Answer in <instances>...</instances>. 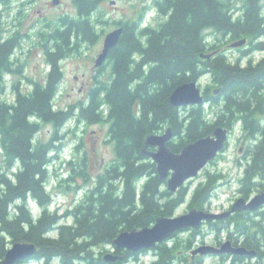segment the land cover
<instances>
[{
  "label": "trees",
  "instance_id": "obj_1",
  "mask_svg": "<svg viewBox=\"0 0 264 264\" xmlns=\"http://www.w3.org/2000/svg\"><path fill=\"white\" fill-rule=\"evenodd\" d=\"M101 1L74 0L79 16L69 22L64 34L95 33L100 16L98 11L92 14ZM153 4L160 17L157 24H142L143 13L138 21L117 23L124 31L111 50L112 84L93 90L89 104L56 110L53 100L58 83H54L34 91L28 99L20 98L12 113L3 106L0 148L7 166L16 163L18 170L11 179L0 174V264L8 245L16 242L33 243L37 248L33 257L17 264H107L102 252L97 254L98 248L113 246L123 231L151 226L158 217H172L188 194L189 209L208 211L220 176L207 174L192 190L183 186L171 194L159 181L155 164L141 155L146 136L166 127L172 129L174 138L168 147L177 153L216 127L231 133L238 126L241 139L248 144L238 192L248 199L263 190L264 0H153ZM148 8L144 5L142 9ZM240 39H246L247 47L239 48L236 59L218 53L210 60L200 58ZM255 53L261 54L258 61L252 59ZM3 54L4 47L0 48V61ZM204 77L208 78L204 105L182 110L169 105L168 97L177 86ZM213 88L221 96L217 115H209L205 109L208 90ZM210 100L217 104L218 96ZM73 110L77 122L109 124L114 159L95 177L84 198L58 216L47 210L51 199L44 188L52 147L36 138L35 118L59 128ZM81 175L85 177L84 172ZM28 197L42 208L36 219L26 206ZM63 218L71 224H60ZM204 225L215 239L222 233L234 246L256 252L251 259L222 255L218 257L221 262L264 264V207ZM183 232H188L184 239L177 233L170 245L166 241L152 249L149 264H202L203 258H192L189 253L203 236L201 228ZM146 252L115 251L122 257L115 264H130Z\"/></svg>",
  "mask_w": 264,
  "mask_h": 264
},
{
  "label": "rangeland",
  "instance_id": "obj_2",
  "mask_svg": "<svg viewBox=\"0 0 264 264\" xmlns=\"http://www.w3.org/2000/svg\"><path fill=\"white\" fill-rule=\"evenodd\" d=\"M111 1L112 0L101 1L98 8L95 10L96 13H90L96 15L97 11L99 12L100 22L95 24V33L100 35V37H104V35L110 31L120 27L117 23L138 21L141 13L144 15L142 18V24L144 25H155L160 19L155 11L153 0H114L116 2L114 5L111 4ZM49 2H51V0H48V3ZM144 5L149 6L146 11L142 9ZM16 7L17 4L12 5V9ZM39 8V5H35L32 11L27 8L24 10V14L30 15L33 12L35 13L36 9ZM41 10L42 13L46 14L52 21H56V19L61 18L62 15L63 17L69 16L71 18H75L77 15V9L74 7L71 0H64L60 6L54 9L48 4L46 8L43 6ZM15 11H12L13 14ZM227 44L230 45L231 43ZM227 44H223L222 48H227ZM100 47H90L88 51L80 55H73L63 63L64 80L60 81L58 84V92L53 100L56 110L62 109L65 111L72 106L76 109L81 102L85 101L86 96H84V94L86 91L78 90L79 85L74 82L73 77L76 75L82 78V75H85L84 81H88L94 68L92 56H94L95 59L97 50L101 49ZM246 47L247 46H243L240 49H245ZM233 50L234 49H231L230 52L232 57L231 60L236 59L240 55L239 51L236 52ZM252 55L254 61H258L259 58H261V54L259 53ZM245 61V58L241 60L242 66H244ZM207 79V77H204L198 82L201 89L205 88ZM5 93L4 96H1V99L7 98L11 101L13 99L12 90L6 89ZM182 109L185 108H181V110ZM205 109L207 113L211 115V110L207 109V106H205ZM214 109L218 108L215 107ZM76 116L77 113L74 111L72 116L59 128L49 123L39 124L40 127L36 137L40 143H50L52 147V152L48 154L50 162L46 167L47 188L45 191L48 190L51 199V203L47 210L50 213H56L58 216L65 215V212L68 211L74 203L80 202L84 198L92 187L95 177L114 159L113 144L108 137L109 124L105 122L94 124L77 122ZM172 140H174V138ZM247 145V142L241 139L239 127L235 126L234 130L229 134L227 144L221 153L209 163L196 178L185 184V186H191L192 190L207 174L220 176L212 192L210 202L207 206V212L223 213L229 210L238 198L243 197V195L238 192L240 187L238 185V180L242 175ZM4 161V153L0 148V174L5 175L7 179H11L12 173L18 170L17 164L14 163L11 167H8L7 163ZM81 172H84L85 177L81 175ZM255 194L257 193L254 192L251 196ZM189 199L190 195L188 194L184 203L176 209L173 216L182 215L191 210L188 208ZM26 206L31 216L34 218L39 216L41 206H39L37 202L34 203L30 200V204L26 202ZM10 213H13V207H11ZM59 223L69 225L71 224V220L63 218ZM201 231L203 236L197 239L195 245L190 249V254L191 251L198 246H219L226 241V236L222 233L218 239H215V234L211 233L209 228L205 225L202 226ZM187 235L188 232H181L178 234L179 238L183 239L187 237ZM217 241L220 242L219 245ZM167 242H169L168 245L172 243L171 239ZM11 245L12 244H9L7 248ZM113 249V246H105L103 248H98L96 252L97 254L102 252L104 255L112 252ZM218 257L219 256L201 257L203 258L202 264H229V262H221ZM152 260V252L149 251L140 254L137 261H133L130 264H149ZM246 263L247 262L244 261L240 264ZM25 264L39 263L28 261ZM248 264H254V260H248Z\"/></svg>",
  "mask_w": 264,
  "mask_h": 264
},
{
  "label": "water",
  "instance_id": "obj_3",
  "mask_svg": "<svg viewBox=\"0 0 264 264\" xmlns=\"http://www.w3.org/2000/svg\"><path fill=\"white\" fill-rule=\"evenodd\" d=\"M58 0H54L57 4ZM116 2L111 1L114 5ZM123 27H118L104 37L103 50L98 56L95 66L99 67L112 50L118 44ZM246 39L234 41L229 45L230 49L241 48L246 45ZM211 54L200 55L201 59L210 58ZM171 107L178 109L198 107L204 104L201 87L198 81H189L177 86L168 97ZM229 137V131L222 127H216L206 137L197 139L186 144L179 152H172L168 143L173 139L170 127L162 134H149L144 139L141 155L150 159L155 164L156 174L160 182L164 183L165 189L175 194L181 187L194 178L211 163L224 149ZM264 207V188L260 193L246 199L238 198L229 210L223 213H211L199 209H191L188 212L172 217H158L151 226L132 231L121 232L113 241V251L102 256L107 264H115L122 257L115 251H128L133 254L141 251H151L158 244L170 240L175 234L184 230H199L203 224L226 219L239 212L254 213ZM37 248L33 243L16 242L7 248L1 264H17L28 260L36 254ZM192 258L195 256H238L254 258L256 252L242 246H234L229 240L219 246L201 245L191 251Z\"/></svg>",
  "mask_w": 264,
  "mask_h": 264
},
{
  "label": "flooded vegetation",
  "instance_id": "obj_4",
  "mask_svg": "<svg viewBox=\"0 0 264 264\" xmlns=\"http://www.w3.org/2000/svg\"><path fill=\"white\" fill-rule=\"evenodd\" d=\"M63 1L58 0V3L54 4V0L49 3L48 0H0V48L4 47V57L0 61V115L4 109L3 106L12 113L18 106L20 98L28 99L36 90H42L49 84H59L60 81L64 80L63 63L73 55H80L88 51L90 47H100L101 45V49L97 50L95 59L92 56L94 68L88 81H84L85 75H82V78L76 75L73 77L74 82L79 85L78 90L86 91L84 94L86 96L85 101L78 106L89 104L93 90H102L112 84L111 50L102 64L99 67L95 66L96 60L103 50L105 35L104 37H100L96 33L75 35L70 32L64 34V31L69 27V22L79 16L74 0L71 2L77 9L75 18L63 17L62 15L61 18L52 21L46 14L42 13L41 8L43 6L46 8L49 4L54 9L60 6ZM13 4H17L14 9H12ZM35 5L40 6L35 13L24 14V10L29 8L32 11ZM12 11H15L14 14ZM90 13L91 11L88 14L91 15ZM228 46L227 44V48L213 51L212 56L205 60H210L215 53L221 54L225 58L226 56L232 58L231 49ZM233 51L240 52V49ZM57 73L59 74L58 78L56 77ZM6 89L13 92L11 101L7 98L1 99V96L6 94ZM205 89L206 86L201 89L204 98L206 97ZM214 96H218L217 104L211 103L210 99ZM207 98H209L205 103L207 109L211 110L212 115H217L216 113L220 112L222 106L219 90L213 88L210 91L209 89ZM215 107L218 109H214ZM35 123L39 131V124L46 122L36 117ZM163 132L155 134H162Z\"/></svg>",
  "mask_w": 264,
  "mask_h": 264
}]
</instances>
